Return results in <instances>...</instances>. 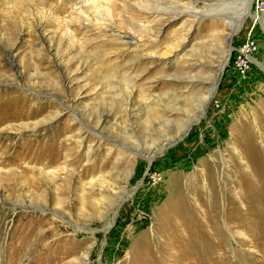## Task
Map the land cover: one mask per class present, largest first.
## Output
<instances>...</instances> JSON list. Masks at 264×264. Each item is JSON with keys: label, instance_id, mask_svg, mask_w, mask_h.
<instances>
[{"label": "rangeland", "instance_id": "obj_1", "mask_svg": "<svg viewBox=\"0 0 264 264\" xmlns=\"http://www.w3.org/2000/svg\"><path fill=\"white\" fill-rule=\"evenodd\" d=\"M256 1L0 0V264H264Z\"/></svg>", "mask_w": 264, "mask_h": 264}, {"label": "built area", "instance_id": "obj_2", "mask_svg": "<svg viewBox=\"0 0 264 264\" xmlns=\"http://www.w3.org/2000/svg\"><path fill=\"white\" fill-rule=\"evenodd\" d=\"M257 10L261 12L264 9V3L257 2ZM256 21L253 18L250 27L245 31L241 39L234 41L230 47V58L232 64V70L238 77L246 76L251 70L253 64V58L258 52V39L256 36L255 26Z\"/></svg>", "mask_w": 264, "mask_h": 264}, {"label": "bare ground", "instance_id": "obj_3", "mask_svg": "<svg viewBox=\"0 0 264 264\" xmlns=\"http://www.w3.org/2000/svg\"><path fill=\"white\" fill-rule=\"evenodd\" d=\"M251 1H252V0H248L247 4L249 5ZM257 2H259V0H257V1L255 2L254 6H253V14H252V16L256 19V21L259 20L260 17H261L260 12L257 10V9H258V8H257V5H256ZM230 49H231V47L228 45V48H227V50H226V53L224 54V58H223L222 64L220 65L219 74H221L220 72L223 70L224 65L227 63V60H228V58H229ZM254 59H255V58H253V61H254ZM253 63H254V62H253ZM187 128H188V124L186 123V125L183 126V128L181 129V132H180L179 135H178V136H180V138L182 137V135H184V134L186 133ZM180 138H179V139H180ZM173 141H174V140H173ZM114 213H116V212H114ZM115 215H116V214H115Z\"/></svg>", "mask_w": 264, "mask_h": 264}]
</instances>
